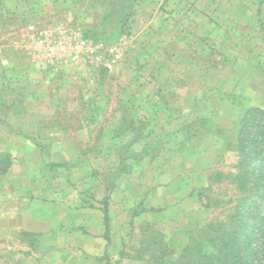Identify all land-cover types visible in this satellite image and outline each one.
Masks as SVG:
<instances>
[{
    "label": "rangeland",
    "instance_id": "374dc122",
    "mask_svg": "<svg viewBox=\"0 0 264 264\" xmlns=\"http://www.w3.org/2000/svg\"><path fill=\"white\" fill-rule=\"evenodd\" d=\"M120 6L0 0V149H12L15 164L0 183V264H153L142 253L154 236L162 262L185 264L190 231L228 220L235 205L237 122L249 106L264 107V0H139L125 19ZM132 124L159 140L153 165L162 172L184 168V141L202 144L206 153L192 158L199 207L144 208L146 187L177 178L156 180L130 161L127 216L118 198L111 240L97 255L80 246L79 226L62 222L69 205L103 206L94 195L115 185L118 152L137 137L125 131ZM34 169L41 176H16ZM18 189L25 206L63 202L49 205L55 224L46 232L17 228Z\"/></svg>",
    "mask_w": 264,
    "mask_h": 264
},
{
    "label": "trees",
    "instance_id": "16d2710c",
    "mask_svg": "<svg viewBox=\"0 0 264 264\" xmlns=\"http://www.w3.org/2000/svg\"><path fill=\"white\" fill-rule=\"evenodd\" d=\"M138 1L120 0L123 3L120 6L121 19L130 15ZM136 129L132 124L125 130L136 131L137 137L126 142L118 152L116 179L132 170L130 161L155 158L158 154L156 151L160 142L148 139L150 132L147 124L141 133ZM135 144L141 147L136 149ZM237 150L239 159L236 173L231 179L238 191L235 205L228 214V220L208 224L199 235L190 231L189 242L179 256L185 264H191L193 259V263L198 264H264V107L249 106L239 117ZM13 163V155L0 149V183ZM102 204L105 205L103 213L107 225L106 198ZM160 245L162 242H159L157 236L152 237L142 255H149L153 264H168L162 262V256L158 258L156 255Z\"/></svg>",
    "mask_w": 264,
    "mask_h": 264
},
{
    "label": "crops",
    "instance_id": "0c3cea01",
    "mask_svg": "<svg viewBox=\"0 0 264 264\" xmlns=\"http://www.w3.org/2000/svg\"><path fill=\"white\" fill-rule=\"evenodd\" d=\"M258 106V105H257ZM211 135V134H210ZM214 136V135H213ZM111 140H113V137L111 136ZM195 148L189 147L187 140L184 141V148L182 149L181 153L178 156V162L181 163V165L184 166V168H181L178 170L167 168L168 170L166 171H161L158 167L154 166L153 163H155V159L151 157H145L141 160H136V162L144 163L145 166L150 167L151 169L153 168L155 171L153 174V178L161 177L162 175H171L170 172H172L174 177L177 179L175 180V183L173 184H168L164 183L161 181H158L156 184H153L151 187H146V196L140 200L142 201V206L144 208H147L148 210H157V207H164L166 210H173V209H188L190 210L197 209L199 207V202L196 198V195L193 193V189L200 187L202 184H197L194 182V179H196L199 174L192 173V171L199 169L201 166L199 165V160L198 162H193L194 160L192 159L193 157H202L205 152V148L201 146ZM4 151H8L11 154H13L12 149H7ZM208 152V151H207ZM39 158V157H38ZM36 158V159H38ZM68 160V158H66ZM42 161V158H41ZM70 161V160H69ZM208 162H211L210 160H207ZM33 162V161H32ZM35 162V161H34ZM44 162V159H43ZM73 162V161H72ZM135 165V164H133ZM15 167V164L11 167L9 170V173H13V168ZM33 169V167H31ZM196 168V169H195ZM136 168H132V171L135 170ZM17 171V170H16ZM33 170H28V173L20 170V173H16L17 178L19 177H26L29 178L31 175H34L35 173ZM15 173V172H14ZM39 173L40 171L36 172V174ZM130 173V172H129ZM129 173H125L120 175L116 181L114 186H109V183H103L104 185H100L103 187V193L98 194V196L95 194L94 197L98 202L103 201L105 198L107 199V211H108V224L106 225L105 218H104V213H103V208L105 205L102 207H91V208H84V207H73L72 206H67L68 210V218L66 219L64 216L63 219V224L65 222H68L70 225H77L80 228L78 229L79 231H76V238L80 241V246H82L86 251L88 252H94L97 255H100L103 249L106 248L105 243L109 242L111 240V235L109 233L110 228H111V222L115 216V202L120 199V206L122 209H124V213L127 216L128 213V206H127V201L126 197L124 196V193L126 194L129 190L128 187L125 186L123 189V179L126 175ZM38 175V174H37ZM157 180V179H156ZM198 185V186H197ZM204 185H206L204 183ZM27 189L33 190L35 193L40 192L41 190H37V186L32 187V185L27 184L25 185ZM100 188V187H99ZM97 188L98 192L102 190V188ZM41 189H43L41 187ZM19 189L13 194V196L20 201L21 207L17 211L18 214V219L20 220V224H18L17 228L21 231L27 232V233H38V232H46L50 228V226L55 224V222L50 219V210H49V205L53 204L51 203L54 200H51L50 203L48 202H43L36 199L31 205H26L25 206V199L22 197H19ZM37 195V194H36ZM38 196V195H37ZM63 202L60 201H55L53 205H57L60 207V205ZM117 203V202H116ZM27 204V203H26ZM141 204V202H140ZM35 205V208L34 206ZM17 207V205H16ZM44 208V210L40 209ZM72 211L77 212L74 217L77 219L71 218V213ZM71 212V213H69ZM66 215V214H65ZM82 215H84L82 217ZM126 221V220H124ZM122 223V222H121ZM128 223L126 222L124 225H127ZM89 246V248H88ZM101 257V256H99Z\"/></svg>",
    "mask_w": 264,
    "mask_h": 264
}]
</instances>
